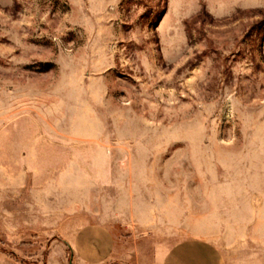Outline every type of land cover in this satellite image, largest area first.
Wrapping results in <instances>:
<instances>
[{
    "label": "rangeland",
    "instance_id": "1",
    "mask_svg": "<svg viewBox=\"0 0 264 264\" xmlns=\"http://www.w3.org/2000/svg\"><path fill=\"white\" fill-rule=\"evenodd\" d=\"M0 264H264V0H0Z\"/></svg>",
    "mask_w": 264,
    "mask_h": 264
}]
</instances>
